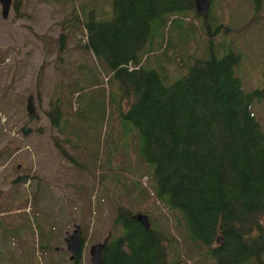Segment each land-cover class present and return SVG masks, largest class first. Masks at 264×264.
Instances as JSON below:
<instances>
[{"label": "trees", "instance_id": "obj_1", "mask_svg": "<svg viewBox=\"0 0 264 264\" xmlns=\"http://www.w3.org/2000/svg\"><path fill=\"white\" fill-rule=\"evenodd\" d=\"M12 1L19 10L17 0ZM253 1L258 6L261 0ZM107 3V17L96 16L102 9L98 5L85 4L93 8L95 18L92 11L85 15L84 3L78 11L72 9L75 21L88 31L83 49L95 56L98 66L92 67L85 84L58 87L46 112L49 126L66 134L62 144L73 151L81 146L85 150L92 134L99 141L105 124L111 133L116 130L118 139L126 144L123 149L135 151L134 171L141 175L146 169L155 198L167 210L180 214L181 227L173 228L179 233L176 240L156 225L144 228L130 211L119 206L101 264H177L176 259L170 261V253L179 257L187 244L193 245L186 248L190 259L206 254L216 264H264V131L251 112L253 101L260 100L264 89L246 93L235 72L241 64L240 55L224 42L216 46L215 37L227 33L225 27L230 30V26L218 21L211 8L207 20L200 18L194 0ZM197 18L207 39L205 53L196 57L186 54L189 66L184 74L166 83L158 66L145 62L160 48L166 54L173 41L172 31L194 37L199 28L194 24ZM66 38L60 33L59 52H64ZM100 71L107 73L106 86ZM88 108L98 109V124L93 113L85 117ZM29 119L35 120V116ZM130 140L133 142L127 143ZM61 153L74 167L79 166L73 155ZM27 182L30 197L23 195L21 203L7 202L6 210H0V264H34L37 257L32 249L36 245L46 264H82L81 249L70 261L66 251H56L51 236L43 240L35 232L33 220L44 210L36 219L31 214L35 206L40 208L46 182L23 174L13 184ZM132 184L139 193L145 192L137 180ZM47 195L45 191L46 199ZM24 208H29L28 214ZM13 209L24 217H14L16 223L7 224ZM48 217L55 222L51 214ZM20 248L26 250L25 261L22 250L18 254Z\"/></svg>", "mask_w": 264, "mask_h": 264}, {"label": "rangeland", "instance_id": "obj_2", "mask_svg": "<svg viewBox=\"0 0 264 264\" xmlns=\"http://www.w3.org/2000/svg\"><path fill=\"white\" fill-rule=\"evenodd\" d=\"M107 1L17 0L19 10L14 9L12 1L8 18L3 17L0 3V210H6L7 202L10 205L11 202L21 203L23 195L30 197L28 182L19 186L13 184L18 176L33 174L38 181H45L46 189L40 193V208L43 209L35 206L31 211V216L36 219L44 210L38 220H33L35 232L43 240L51 236V244L56 251H66V233L71 232L75 225H79L80 229L83 226L82 264H90L89 249L92 244L106 241L112 231L111 221L119 206L132 214L148 215L150 226L156 225L176 240L179 237L176 230L181 227L180 214L167 210L155 198L151 189L153 181L146 169L141 175L134 171L137 164L135 151L123 149L126 144L118 139L120 134L116 130L111 133L105 124L99 141L92 134V141L85 150L81 146L73 151L62 144L66 134L49 126L46 112L57 96L58 87L73 82L85 84L91 77L92 67L98 66L95 56L83 49L88 31L75 21L72 9L84 3L82 8L86 16L92 11L90 15L94 18L95 14L97 17H107L110 10ZM211 1H215L212 7L210 4L213 16L230 26V30L225 27L227 33L215 37L216 46L224 42L240 55L241 64L235 68V72L246 93L257 87L264 89V0L258 6H255L253 0ZM85 4L93 7L98 5L102 9L94 14L93 8H86ZM199 14L200 18L204 16ZM200 18L194 21L198 27ZM200 28L195 31L194 37H181L177 31H172L170 40L173 41L166 54L161 53L160 48L145 63L158 66V72L162 71L166 75L165 82L172 83L189 66L184 57L186 54L196 57L205 53L207 39L202 36ZM60 33L67 35L64 52L58 51ZM59 57L63 61H58ZM99 77L106 86L107 73L100 71ZM28 95H32L36 108L33 115H29L26 110ZM74 106L77 107V104L74 103ZM251 112L262 124L264 131V95L260 100L253 101ZM92 113L98 124V109H86L85 117H90ZM31 116H35V120H30ZM25 125L29 132L24 136L21 129ZM130 142L133 141L127 143ZM61 150L73 155L79 166L74 167ZM79 156L82 161L78 160ZM101 163L103 168L98 169ZM135 180L143 187L144 193H139V189L133 186ZM81 207L83 212H80ZM13 210L12 213L9 211L11 215L7 218V224H15L16 218L24 217V214H16L19 210ZM23 210L28 214L29 208ZM50 214L55 222L48 220ZM47 221L50 223L46 224ZM35 238L38 243L36 234ZM187 247L193 245L183 246L179 257L170 253V261L176 259L177 264H216L206 254H198L190 259L186 255ZM21 250L18 249L19 255ZM66 252V258H69L70 253ZM32 254L37 257L34 264H46L37 245L33 247ZM21 258L22 261L27 258L26 250H22Z\"/></svg>", "mask_w": 264, "mask_h": 264}, {"label": "water", "instance_id": "obj_3", "mask_svg": "<svg viewBox=\"0 0 264 264\" xmlns=\"http://www.w3.org/2000/svg\"><path fill=\"white\" fill-rule=\"evenodd\" d=\"M195 8L198 13L203 14L205 20H207V17L209 15L210 10V4L212 3L211 0H194ZM0 3L2 5V15L4 18H8L11 8H12V0H0ZM36 108H34L33 103V97L32 95H28L27 101H26V110L29 115H33L35 113ZM21 131L24 133L25 136L29 132V128L25 125L22 127ZM133 218L144 228L149 229L150 227V221L148 218V215L140 213V214H132ZM80 226H74L73 230L71 232H67L65 235L64 242L66 243V251L70 253L69 260L74 261L76 257L78 256V253L82 247V234H81ZM219 241L221 239L218 238ZM105 241L104 243L99 242L92 244V246L89 249V255H90V264H101L102 263V256H103V249H104Z\"/></svg>", "mask_w": 264, "mask_h": 264}]
</instances>
